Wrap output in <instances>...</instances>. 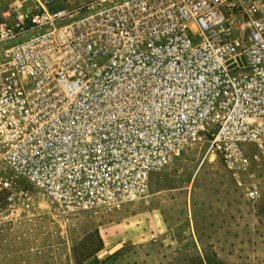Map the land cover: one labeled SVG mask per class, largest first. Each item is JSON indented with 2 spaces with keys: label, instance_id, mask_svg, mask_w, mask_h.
<instances>
[{
  "label": "built area",
  "instance_id": "1",
  "mask_svg": "<svg viewBox=\"0 0 264 264\" xmlns=\"http://www.w3.org/2000/svg\"><path fill=\"white\" fill-rule=\"evenodd\" d=\"M33 0L0 21V215L143 198L191 146L264 193V0Z\"/></svg>",
  "mask_w": 264,
  "mask_h": 264
},
{
  "label": "rangeland",
  "instance_id": "2",
  "mask_svg": "<svg viewBox=\"0 0 264 264\" xmlns=\"http://www.w3.org/2000/svg\"><path fill=\"white\" fill-rule=\"evenodd\" d=\"M89 1L61 0L54 7L72 10ZM32 6L33 0H0V21L6 12L26 11ZM203 154L199 146H191L165 169L153 172L145 196L153 195L158 201L162 198L166 210L173 213L169 220L174 223L220 222L227 225L228 240L230 227L236 225L242 247L229 253L226 261L205 264H264V193L255 201L247 200L219 159L212 156L199 167ZM253 169L264 176V166ZM17 181L28 191L31 203L28 209L18 206L0 215V264H101L96 255L84 260L100 242L103 244L104 232L99 226L122 216L135 220L137 212L144 210L138 206L141 198L109 213L93 210L66 215L22 179ZM156 205L160 203L154 204L153 198L145 207ZM129 251L122 248L115 258Z\"/></svg>",
  "mask_w": 264,
  "mask_h": 264
},
{
  "label": "crops",
  "instance_id": "3",
  "mask_svg": "<svg viewBox=\"0 0 264 264\" xmlns=\"http://www.w3.org/2000/svg\"><path fill=\"white\" fill-rule=\"evenodd\" d=\"M153 198L154 204L159 202L160 206L146 208ZM161 199L147 195L138 203L144 210L137 212V219L122 216L121 220L99 226L104 232L102 249L96 254L101 264H134L133 261L137 264H205L226 261L229 253L242 247L236 237V225L230 227L228 240L227 225L220 222L187 225L171 222L169 215L173 213L166 210L167 203ZM122 248H130V251L115 258Z\"/></svg>",
  "mask_w": 264,
  "mask_h": 264
},
{
  "label": "trees",
  "instance_id": "4",
  "mask_svg": "<svg viewBox=\"0 0 264 264\" xmlns=\"http://www.w3.org/2000/svg\"><path fill=\"white\" fill-rule=\"evenodd\" d=\"M101 249H102V243L100 242V245L95 249H93L92 251H90L89 254H87V256L84 258V260H87L88 258L95 256ZM79 264H81V262Z\"/></svg>",
  "mask_w": 264,
  "mask_h": 264
}]
</instances>
